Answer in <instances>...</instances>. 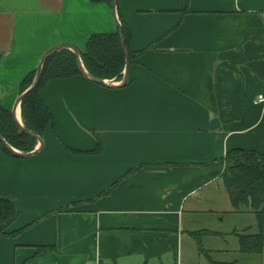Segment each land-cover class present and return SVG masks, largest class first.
Returning <instances> with one entry per match:
<instances>
[{"label": "crops", "instance_id": "1", "mask_svg": "<svg viewBox=\"0 0 264 264\" xmlns=\"http://www.w3.org/2000/svg\"><path fill=\"white\" fill-rule=\"evenodd\" d=\"M112 1L0 0L2 106L17 105L23 123L26 76L57 46L86 51L94 33L115 32ZM117 6L130 48L144 50L127 83L52 79L40 92L54 117L43 145L20 157L0 142V190L19 207L9 231L34 223L0 238V264H149L171 252L178 262L186 235L211 264L191 232L235 212L225 156L264 152V102L254 103L264 93V0ZM38 245L57 249L37 257Z\"/></svg>", "mask_w": 264, "mask_h": 264}, {"label": "trees", "instance_id": "2", "mask_svg": "<svg viewBox=\"0 0 264 264\" xmlns=\"http://www.w3.org/2000/svg\"><path fill=\"white\" fill-rule=\"evenodd\" d=\"M117 9H119L118 6ZM119 15L129 61L133 63L144 50L136 52L130 48V28L124 22L120 12ZM80 53L85 68L94 77L118 81L123 79L127 59L119 28L115 32L94 33L88 41L86 51H80ZM36 73L37 69L26 76L23 92L30 88ZM78 75H82V72L77 55L73 50L65 48L46 59L42 67L40 81L21 100L22 120L28 130L42 137L47 127L54 125L53 114L40 95L46 83L52 79L70 78ZM0 135L13 147L23 152L33 151L38 143L37 138L21 130L13 112L3 107L1 102ZM1 144L8 154L14 155L3 142ZM221 177L235 212L248 213L252 211L257 219L256 228L251 225L235 232L240 254H264V152L243 148L228 150ZM18 215L17 202L0 190V238L15 236L34 224L31 223L21 229L9 231ZM195 239L199 251L208 257L211 264H215L209 255L211 250H207L204 245L203 237L196 235ZM36 248L37 257L48 255L57 249L56 245H38ZM23 264H29V261L26 260Z\"/></svg>", "mask_w": 264, "mask_h": 264}, {"label": "rangeland", "instance_id": "3", "mask_svg": "<svg viewBox=\"0 0 264 264\" xmlns=\"http://www.w3.org/2000/svg\"><path fill=\"white\" fill-rule=\"evenodd\" d=\"M114 80L112 82H117ZM251 215H247L243 212H234L226 214L222 224H218L214 220V224L203 228L197 221L194 222V226L191 233L194 237L202 236L209 237L206 242V246L213 247L210 251V257L215 264H264V254H240L239 247H236L238 240L235 237L236 231H241L246 226L257 227V219L254 212H250ZM217 218V217H215ZM186 219L190 221L189 217ZM213 221V220H212ZM197 223V224H196ZM198 225V226H197ZM233 234V236H232ZM206 240V239H205ZM233 251V252H232ZM209 253V252H208ZM149 264H207L203 259L197 258V246L196 242L189 238V235L184 237L182 259L176 262L173 252L167 253L164 256L155 259L154 262Z\"/></svg>", "mask_w": 264, "mask_h": 264}, {"label": "water", "instance_id": "4", "mask_svg": "<svg viewBox=\"0 0 264 264\" xmlns=\"http://www.w3.org/2000/svg\"><path fill=\"white\" fill-rule=\"evenodd\" d=\"M113 6H114V10H115V17H116V22H117V27L119 28V31H120V34H121V39H122V44H123V48L125 50V53H126V59H127V62H126V67H125V70H124V76H123V79L121 80V83L117 86H123L127 83L128 81V70H129V67H130V61H129V56H128V53H127V46H126V41H125V38H124V35H123V27H122V24L120 22V20L118 19V16H117V13H116V9H117V0H114L113 1ZM65 48H68V49H71L73 50L76 55H77V58H78V62H79V65L81 67V72H82V75L85 76L86 78L90 79V80H93V81H96V82H99L103 85H106V86H109V84L107 82H105V79H100V78H96L94 77L93 75H91L87 69L85 68L84 64H83V61H82V58H81V53H80V50L75 47V46H72V45H69V44H64V45H60V46H57L55 47L54 49L50 50L47 54H45V56L43 57V59L41 60L38 68H37V73H36V76H35V79L32 83V85L30 86V88L28 90H26L25 92H23L20 97L18 98L17 100V104L21 103V100L25 97V95H27L28 91L30 89H32L33 87H35L37 85V83L40 81V78H41V72H42V67H43V64L44 62L46 61V59L51 56L52 54L62 50V49H65ZM112 87L116 86L115 84L111 85ZM13 115H14V118L16 119V121L19 123L20 125V128L23 132H25L26 134L30 135V136H33L35 138H37L38 142L41 144V146L43 145V138L35 133H33L32 131L28 130L25 126H24V123L20 122V120L18 119L17 117V105L16 107L13 109ZM0 141L3 142V144L16 156H20V157H30L32 156L33 154H35L37 152V150H34V151H31V152H20L19 149L17 150V148L13 147L3 136L0 135Z\"/></svg>", "mask_w": 264, "mask_h": 264}, {"label": "built area", "instance_id": "5", "mask_svg": "<svg viewBox=\"0 0 264 264\" xmlns=\"http://www.w3.org/2000/svg\"><path fill=\"white\" fill-rule=\"evenodd\" d=\"M261 102H264V93H259L258 96L255 98L254 103L259 104Z\"/></svg>", "mask_w": 264, "mask_h": 264}, {"label": "bare ground", "instance_id": "6", "mask_svg": "<svg viewBox=\"0 0 264 264\" xmlns=\"http://www.w3.org/2000/svg\"><path fill=\"white\" fill-rule=\"evenodd\" d=\"M20 114V113H19Z\"/></svg>", "mask_w": 264, "mask_h": 264}]
</instances>
